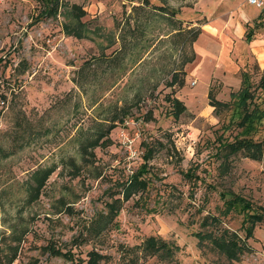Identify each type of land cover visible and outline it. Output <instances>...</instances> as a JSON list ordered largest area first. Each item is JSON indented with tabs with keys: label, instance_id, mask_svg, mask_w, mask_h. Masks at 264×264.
Returning a JSON list of instances; mask_svg holds the SVG:
<instances>
[{
	"label": "rangeland",
	"instance_id": "rangeland-1",
	"mask_svg": "<svg viewBox=\"0 0 264 264\" xmlns=\"http://www.w3.org/2000/svg\"><path fill=\"white\" fill-rule=\"evenodd\" d=\"M138 3L0 0V264L84 263L91 250L98 264H264V221L246 231L240 204L223 203L264 207V122L242 128L235 105L210 108L209 94L229 101V83L191 52L215 10L246 0ZM248 72L262 109L264 72ZM242 137L262 141L260 159L221 145ZM225 230L246 246L237 261L211 240ZM151 236L169 259L144 248Z\"/></svg>",
	"mask_w": 264,
	"mask_h": 264
},
{
	"label": "crops",
	"instance_id": "crops-1",
	"mask_svg": "<svg viewBox=\"0 0 264 264\" xmlns=\"http://www.w3.org/2000/svg\"><path fill=\"white\" fill-rule=\"evenodd\" d=\"M146 2L139 0L136 6L144 7ZM218 9L215 10L217 15L200 25L199 29L203 30L192 41L191 52L193 61L212 60V68L220 70L222 77L227 78L229 84L223 86L232 92L242 86L243 73L249 79L250 67L253 71L264 72V6L256 7L246 0L244 5ZM78 24L80 22L77 21L74 28H78ZM232 55L238 58L234 60ZM261 77L264 78L263 75ZM209 78L204 80L206 87L210 85ZM260 85L257 83L258 88L264 89Z\"/></svg>",
	"mask_w": 264,
	"mask_h": 264
},
{
	"label": "trees",
	"instance_id": "trees-1",
	"mask_svg": "<svg viewBox=\"0 0 264 264\" xmlns=\"http://www.w3.org/2000/svg\"><path fill=\"white\" fill-rule=\"evenodd\" d=\"M56 3L57 2H55V4L53 5L51 9L52 13L55 12L56 10V5H57ZM77 15L78 14L75 15L76 16L75 18H78ZM67 31L74 32V27L73 28L71 27V29H67ZM198 32L199 31L197 30L193 36L192 41L194 40ZM75 35L78 36L79 34L76 33ZM258 84L259 85L261 84L260 86L264 88V78L263 77L259 79ZM249 88L250 86L248 85V77L244 75L243 80H242V86L239 88V90L234 91V92L232 91L230 93L231 95H230L228 102H222L219 100L212 101V99L210 98V94H209L208 95L209 104L212 107H214L215 110L218 107H228V106L230 107L231 105H235L234 106L235 112L239 113L240 111L239 113L240 118H239V121L237 122V125L242 128L249 126L250 124H253L252 123L253 121L262 120L264 122V108L260 109L258 105L252 100L253 99L252 93L250 92ZM173 105H174V108L177 114H181L185 110V105L177 98L173 99ZM106 141L104 142V145H108L109 141L108 143ZM221 145L222 147H226L227 149H230L231 153L242 152L248 158H259L260 159L263 155L262 141H255L251 137H242L239 139H234L231 143L226 142V143H221ZM146 159H148V156L144 155V160ZM49 172L50 171H46L45 175H47ZM141 175L142 174L140 172L135 173L129 179L130 181L128 180L129 184L131 182L130 186L134 190H136L135 188H144L146 185V182L144 181V179L141 178ZM43 179L39 181L37 184V193L39 190L38 188H41L43 186ZM130 192H132V189L130 190ZM129 193L125 196V199L128 198ZM229 195L230 197L223 201L224 207L227 209H230L234 205L238 203L240 204V207H238V209L242 213L243 218H242L241 227H243V229H245L246 231H249L254 226V224L264 221V207L263 208L258 207L257 209L255 208V206L250 204L248 201L243 200L239 197H236L235 195H232L231 193H229ZM116 203H118V198H116ZM117 208L119 207L114 205V207L110 208L109 212L112 213V215L114 216L116 215ZM225 211H228V210L225 209ZM209 218H210V221H209L210 223H216L219 220L218 217L213 216V215H211ZM206 234L207 236L209 234V237L211 235L210 233H206ZM211 240L222 251V253L230 260L236 259L237 261L240 254L244 250H247L244 244V241L237 236L235 231L225 230L221 232V234H219L217 237H212ZM144 248H146L147 250L148 249H153V250H158V251L163 250L158 253L159 256L163 259H169L170 255L172 254L171 246L168 243L161 241L158 237L151 236L149 238V241L145 243ZM87 256H88V259L84 263L75 262L73 264H98V260L101 257L99 253H96L92 250L87 253ZM1 260H2V257L0 256V262Z\"/></svg>",
	"mask_w": 264,
	"mask_h": 264
},
{
	"label": "built area",
	"instance_id": "built-area-1",
	"mask_svg": "<svg viewBox=\"0 0 264 264\" xmlns=\"http://www.w3.org/2000/svg\"><path fill=\"white\" fill-rule=\"evenodd\" d=\"M249 4L256 7L264 6L263 0H247ZM194 83V81L192 82ZM122 144L124 145L128 159H135L138 156V151L133 147L134 138H130L124 129L121 131Z\"/></svg>",
	"mask_w": 264,
	"mask_h": 264
}]
</instances>
